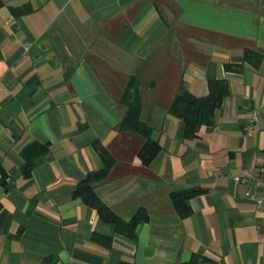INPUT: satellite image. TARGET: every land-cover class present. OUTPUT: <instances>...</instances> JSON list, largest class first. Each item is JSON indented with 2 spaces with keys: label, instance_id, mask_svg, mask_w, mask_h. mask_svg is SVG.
<instances>
[{
  "label": "crops",
  "instance_id": "obj_1",
  "mask_svg": "<svg viewBox=\"0 0 264 264\" xmlns=\"http://www.w3.org/2000/svg\"><path fill=\"white\" fill-rule=\"evenodd\" d=\"M131 77L160 146L147 165L146 138L119 129ZM222 79L212 124L181 139L174 98ZM100 148L112 163L98 198L123 220L147 215L109 247L94 235L110 226L74 195ZM262 165L264 0H0V264H264ZM190 190L182 218L171 194Z\"/></svg>",
  "mask_w": 264,
  "mask_h": 264
},
{
  "label": "trees",
  "instance_id": "obj_2",
  "mask_svg": "<svg viewBox=\"0 0 264 264\" xmlns=\"http://www.w3.org/2000/svg\"><path fill=\"white\" fill-rule=\"evenodd\" d=\"M253 55L256 57V60L258 59L259 61L260 58H258L256 54H249V52L245 53V60L248 61ZM225 68L230 70L232 66L227 64ZM238 68L240 69L241 66H237V69ZM228 93V82L223 79L208 81V93L203 97H196L185 89L181 90L174 98L169 108V113L182 121L180 138H194L203 125H211L215 109L220 105L221 101ZM121 103L126 107L127 111L119 129L133 130L146 138V142L139 152V157L142 163L147 165L160 151V146L150 139L149 128L140 119L141 99L138 92V82L134 77L130 78L122 94ZM37 148L46 152L45 147L37 146ZM100 154L103 161L102 168L88 173L80 179L74 195L81 198L85 204L94 208L98 213L100 221L110 226V235L101 236L102 238L94 235L95 239L100 240L101 243L107 247L110 246L113 234H119L129 240L135 241L136 228L140 223L147 220V215L143 210H139L130 220H123L98 198L94 191L93 183L106 176L112 163V159L101 148ZM25 169L29 170V166ZM196 194V190L171 194L174 208L180 217H186L191 213L188 202L189 199ZM173 264H215V261L210 257L192 253L186 261Z\"/></svg>",
  "mask_w": 264,
  "mask_h": 264
},
{
  "label": "built area",
  "instance_id": "obj_3",
  "mask_svg": "<svg viewBox=\"0 0 264 264\" xmlns=\"http://www.w3.org/2000/svg\"><path fill=\"white\" fill-rule=\"evenodd\" d=\"M254 119H255V114H254V112H251L249 114V121H250V123H252V125L250 126V132L255 130L254 129V125H253ZM250 177H251V175L249 174L248 171L242 170L241 175L235 177V179L238 180V181H241V180L245 181V180L249 179ZM253 179L255 180V185L256 186L264 187V165L260 166L258 176L254 177ZM246 195L249 197L250 196V192L247 191ZM256 203H257V207L259 209H263V207H264V197L258 199L256 201Z\"/></svg>",
  "mask_w": 264,
  "mask_h": 264
}]
</instances>
